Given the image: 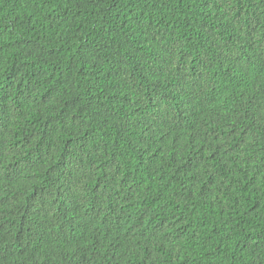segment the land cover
Returning a JSON list of instances; mask_svg holds the SVG:
<instances>
[{
  "label": "trees",
  "instance_id": "trees-1",
  "mask_svg": "<svg viewBox=\"0 0 264 264\" xmlns=\"http://www.w3.org/2000/svg\"><path fill=\"white\" fill-rule=\"evenodd\" d=\"M117 249L264 264V0H0V264Z\"/></svg>",
  "mask_w": 264,
  "mask_h": 264
},
{
  "label": "clouds",
  "instance_id": "clouds-1",
  "mask_svg": "<svg viewBox=\"0 0 264 264\" xmlns=\"http://www.w3.org/2000/svg\"><path fill=\"white\" fill-rule=\"evenodd\" d=\"M219 157V154L215 155V156H211L208 161L207 164L203 170V175L205 176L204 178H200L198 179V184L197 185H205V186H213V187H220L223 185V181H224V176H225V166H222L220 164V161H218L216 158ZM196 189V187H195ZM197 196V194H196ZM197 199L199 200V197L197 196ZM114 252V251H113ZM119 252V249L116 250V252H114L116 255V260L115 261H111L113 259V257H110L109 259L108 256L107 257H102L104 255H108L109 252L101 254V255H90L89 258L91 259L92 264L94 263H105V264H124L119 257L117 256ZM112 256V255H109ZM99 257V258H96ZM94 258V259H92ZM107 259V260H106Z\"/></svg>",
  "mask_w": 264,
  "mask_h": 264
}]
</instances>
